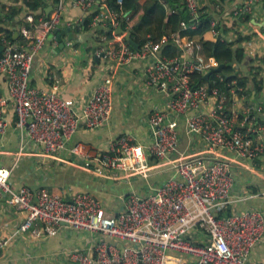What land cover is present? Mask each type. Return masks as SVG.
I'll use <instances>...</instances> for the list:
<instances>
[{
  "label": "built area",
  "instance_id": "1",
  "mask_svg": "<svg viewBox=\"0 0 264 264\" xmlns=\"http://www.w3.org/2000/svg\"><path fill=\"white\" fill-rule=\"evenodd\" d=\"M65 2L55 0L49 13L40 11L35 16L28 12L25 20H36L37 24L32 29H20V39L0 35L3 45L0 74H5L8 85V94L0 93V134L8 127L5 111L12 101L16 126L21 132L20 151L34 142L53 156L63 149L79 125L95 128L107 123L112 110L114 71L146 58L152 59L146 66V84L163 92L167 99L166 107L156 108L149 115L152 141L143 145L131 133H122L110 141L107 150L95 154L93 159L87 157L85 166L99 174L122 169L147 177L153 167L150 155L163 160L177 151L179 115H184L188 131L197 132L209 148L232 150L248 159H255L264 151V142L240 129L236 116L229 113V94L221 88L224 79L221 72H216L212 80L193 85L192 73L204 74L219 63L200 51V41L190 42L179 30L158 40L147 36L138 47L114 30L112 42L108 40L107 47L99 53L105 59L107 72L80 109L54 90L31 85L34 55L42 48L48 33L62 21ZM77 2L83 8L97 4V0ZM183 2L196 18L199 0ZM258 2L264 0H241L235 13L244 16ZM129 19V11L109 9L105 4L92 12L90 24L115 29ZM210 25L217 34L216 19ZM186 26L182 22V27ZM168 42L178 46L181 53H163L162 47ZM234 84L236 79L229 83L231 87ZM208 102L210 106L203 109ZM170 161L173 175L147 195L131 192L125 208L113 214L106 211L101 197L89 191H77L67 198L44 187L33 190L23 185L15 189L9 181L11 169L4 165L0 166V196L5 194L10 204L24 210L21 230L39 221L46 233H53L63 223L96 232L99 237L93 253L79 248L71 251L78 264H254L249 255L264 237V212L249 208L219 216L220 210L233 200L230 160L224 156L194 155ZM118 242L125 244L121 246ZM6 243L7 239H0V249ZM173 255H186L190 259L179 262Z\"/></svg>",
  "mask_w": 264,
  "mask_h": 264
},
{
  "label": "crops",
  "instance_id": "2",
  "mask_svg": "<svg viewBox=\"0 0 264 264\" xmlns=\"http://www.w3.org/2000/svg\"><path fill=\"white\" fill-rule=\"evenodd\" d=\"M240 2L199 0V8L209 12L217 21L218 32L234 42V49L241 50L242 61L234 66L237 75L246 76L247 81L244 87H231L227 109L236 116L240 129L264 142V2L255 3L250 13L239 16L235 9ZM105 4L107 0H97L95 6L83 8L77 0H66L62 21L57 28L71 26V30L61 32L60 40L54 30L48 33L42 48L33 58L29 76L31 85L56 91L78 109L86 103L108 69L99 53L109 42L98 32L100 27L90 24L92 12ZM11 5L21 8L19 18L25 17L29 11L24 0H0V12ZM85 19L88 20L86 26ZM18 21L5 24L15 37L19 36L17 30L20 31ZM153 30L150 26L140 33L144 37L155 38ZM216 35L211 29L204 37ZM198 38L189 37L188 40L199 41ZM60 41L64 44L60 45ZM200 51L208 58L213 57L203 49ZM151 60H134L114 71L112 110L108 122L95 128L79 125L63 149L53 156L47 155L43 146L34 142L19 150L21 132L16 126L14 103L9 101L5 111L8 127L0 134V166L11 169V185L15 189L23 185L33 190L44 187L67 198L77 191H89L104 198L106 211L113 214L125 208L126 198L131 192L147 195L173 175L171 159L194 155L224 156L230 160L234 175L233 200L227 207L232 212L249 208H259L264 212V151L255 159H248L232 150L209 148L197 132L188 131L184 115L178 116L177 151L163 160L150 155L149 162L153 167L147 177L122 169H109L99 174L85 166L87 157L93 159L95 154L107 150L110 141L122 133H131L136 142L143 145L152 141L149 115L156 108L166 107L167 99L163 92L146 84V66ZM0 93L8 94L4 73L0 74ZM210 104L208 102L202 108L206 109ZM24 219V210L10 204L5 194L1 195L0 239H7V243L0 249V264H78L71 257V251L79 248L93 253L99 237L96 232L74 229L66 223L57 226L53 233H46L39 221L21 230ZM118 244L122 246L125 242ZM173 256L179 262L190 259L186 255ZM249 261L264 264V237L252 248Z\"/></svg>",
  "mask_w": 264,
  "mask_h": 264
},
{
  "label": "trees",
  "instance_id": "3",
  "mask_svg": "<svg viewBox=\"0 0 264 264\" xmlns=\"http://www.w3.org/2000/svg\"><path fill=\"white\" fill-rule=\"evenodd\" d=\"M54 2L55 0H24V4L29 9L28 12L35 14V16H37L40 11H46L47 6ZM107 5L109 9H115L117 11L125 10L130 12L129 21H122V27L131 32V37L138 44H141L145 38L141 35L140 31L150 26H153L155 39H159L164 33L177 30H179L181 34L188 37L198 36V39L202 44L203 51L207 55L213 56L217 63L224 64V68L221 72L224 77L221 82V88L230 94L231 85H229V83H231L234 79H236L237 84L232 86L244 87L246 85L247 77L238 76L234 66L236 62L242 61L243 56L241 55V50L234 49V42L219 32L213 38L204 37L205 33L212 29L210 25L212 16L209 12H204L199 8L198 16L193 18L183 0H123L122 3H118L117 0H107ZM20 12L21 8L14 5H11L7 10L1 9L0 35L7 34L14 40L20 39L21 35L15 37L13 31L5 25L13 23L16 19H19L18 24L20 29L23 27L32 29L36 26V20L29 22L25 20V17L19 18ZM182 22L186 23L187 26L183 28ZM87 23L88 20L85 19V26ZM192 23H195V27L193 28L191 27ZM216 28L218 29L219 27L217 26ZM114 30H116V28L112 29L111 26L100 27L98 32L104 35L105 40L112 42ZM161 51L165 54L181 53V49L172 42L164 44ZM1 54L2 52H0V56ZM215 76L216 72L212 73L210 80H212ZM191 79L193 85L201 84L204 81H207L203 78V74L200 73H192ZM231 213V209L226 207L220 210L219 216Z\"/></svg>",
  "mask_w": 264,
  "mask_h": 264
},
{
  "label": "water",
  "instance_id": "4",
  "mask_svg": "<svg viewBox=\"0 0 264 264\" xmlns=\"http://www.w3.org/2000/svg\"><path fill=\"white\" fill-rule=\"evenodd\" d=\"M52 7H53V5H50V6H48V7L46 8L47 13L50 12V10L52 9ZM53 30L57 33L58 39L60 40V39H61V38H60V34H61V32H64L65 30L70 31V30H71V26L66 27V29H59V30H58V28L56 27V28H54ZM115 31L118 32V33L123 34V35L125 36L126 40H127V41H128L133 47H138V46H139V44H138V43H137V42L131 37V32H130L129 30L124 29V28L122 27L121 24L117 26V28H116ZM17 33H18V35H19V34H20V31L17 30ZM63 44H64V42H63V41H60V45H63ZM2 50H3V45L0 44V52H1ZM101 55H103V53H101ZM223 66H224L223 63H219L217 66H215V67H211L208 71H206V72L203 74V78H204L205 80L209 81V80H210V76H211V74L214 73V72L222 71Z\"/></svg>",
  "mask_w": 264,
  "mask_h": 264
},
{
  "label": "rangeland",
  "instance_id": "5",
  "mask_svg": "<svg viewBox=\"0 0 264 264\" xmlns=\"http://www.w3.org/2000/svg\"><path fill=\"white\" fill-rule=\"evenodd\" d=\"M104 200V198H102ZM106 201V200H105Z\"/></svg>",
  "mask_w": 264,
  "mask_h": 264
}]
</instances>
